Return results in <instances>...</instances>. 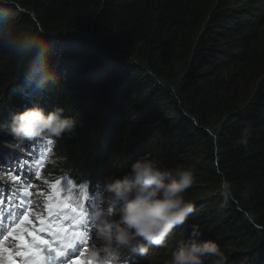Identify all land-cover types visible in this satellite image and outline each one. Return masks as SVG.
Returning <instances> with one entry per match:
<instances>
[{
	"label": "trees",
	"instance_id": "16d2710c",
	"mask_svg": "<svg viewBox=\"0 0 264 264\" xmlns=\"http://www.w3.org/2000/svg\"><path fill=\"white\" fill-rule=\"evenodd\" d=\"M235 1L243 4L0 3V140H12L10 115L37 102L62 106L77 121L53 143L65 171L78 167L99 183L144 152L193 167L185 194L193 213L139 264H166L191 224L217 241L228 264H264V0ZM31 38L29 54L14 51ZM244 129L248 143L238 144ZM222 175L234 185L227 207Z\"/></svg>",
	"mask_w": 264,
	"mask_h": 264
},
{
	"label": "clouds",
	"instance_id": "9594fccd",
	"mask_svg": "<svg viewBox=\"0 0 264 264\" xmlns=\"http://www.w3.org/2000/svg\"><path fill=\"white\" fill-rule=\"evenodd\" d=\"M8 0H0L7 3ZM37 39L17 41L14 51L27 55ZM77 128V121L62 106L47 109L37 102L13 112L6 125L8 135L18 144L44 138L56 140ZM213 139L218 137L212 134ZM244 129L238 144L248 143ZM53 162V161H49ZM195 183L191 165L169 167L150 152L138 155L120 175L108 176L102 184L100 206L91 213L93 261L120 264L127 253L144 255L149 247H163L174 230L183 226L194 211V203L185 198ZM221 207L234 199V185L226 175L219 182ZM186 239L177 241L166 264H228L225 252L214 239H202L199 225L191 224Z\"/></svg>",
	"mask_w": 264,
	"mask_h": 264
},
{
	"label": "snow or ice",
	"instance_id": "6c2138e0",
	"mask_svg": "<svg viewBox=\"0 0 264 264\" xmlns=\"http://www.w3.org/2000/svg\"><path fill=\"white\" fill-rule=\"evenodd\" d=\"M54 141L47 140L48 145H52ZM46 151H51L50 148ZM37 179L40 178L39 166L35 171ZM13 180H18L20 177L12 175ZM60 182L56 181L53 188H56ZM72 184V181H69ZM29 185L24 184V195H28ZM76 187V185H73ZM89 183H82L79 185L80 200L87 201L89 197ZM59 189L53 193L48 199L51 203L45 204V211L48 218H41V214H36L35 219L39 220V227L33 223L30 219L31 212L26 210L18 220L13 219L12 224L9 226L10 230L2 239H0V252H3L5 256L12 251L10 248H6L4 242L13 237L18 240L14 255L28 257L25 264H50L51 260H56L64 257V264H76V261L72 259V255H83L84 251H87V246L92 240V235L87 222V208L83 203L77 202L76 204L69 203L68 200L59 199ZM5 203L4 200H0V206ZM71 213L69 215L68 213ZM4 218V213L0 211V220ZM64 221H69L65 225ZM41 232H46L51 240L45 239L40 235ZM55 243L56 247L52 244ZM79 246V249L78 247ZM83 249V251H80ZM47 250V256H41V253ZM4 264H13V257L7 256ZM87 264H105L104 261H93L92 259Z\"/></svg>",
	"mask_w": 264,
	"mask_h": 264
},
{
	"label": "rangeland",
	"instance_id": "374dc122",
	"mask_svg": "<svg viewBox=\"0 0 264 264\" xmlns=\"http://www.w3.org/2000/svg\"><path fill=\"white\" fill-rule=\"evenodd\" d=\"M259 2H260V1H257V2H255V3H246V4H248L249 6H253V5L259 4ZM223 3H224L225 5H226V4H231L232 6H233V5H234V6H237V5H242V4H243L242 2L235 1V0H223ZM10 117H11V115H10ZM10 117L8 118V121H10ZM2 149H6V147L3 146V145H0V150H2ZM65 177H66V176H63V177H62V180H61V183H62V185H64V186L67 184V181H66ZM103 182H104V181H103ZM68 187H70V186H68ZM133 254H134V256L136 257V253H133ZM155 257H156L155 255L151 254V255H150V260H151V259H154ZM134 264H138V261L135 260Z\"/></svg>",
	"mask_w": 264,
	"mask_h": 264
},
{
	"label": "bare ground",
	"instance_id": "6f19581e",
	"mask_svg": "<svg viewBox=\"0 0 264 264\" xmlns=\"http://www.w3.org/2000/svg\"><path fill=\"white\" fill-rule=\"evenodd\" d=\"M3 174H4V175H3V177L1 178L2 180L6 177V175H5L6 173H3Z\"/></svg>",
	"mask_w": 264,
	"mask_h": 264
},
{
	"label": "water",
	"instance_id": "95a60500",
	"mask_svg": "<svg viewBox=\"0 0 264 264\" xmlns=\"http://www.w3.org/2000/svg\"><path fill=\"white\" fill-rule=\"evenodd\" d=\"M43 35V33H41ZM43 36H46V35H43Z\"/></svg>",
	"mask_w": 264,
	"mask_h": 264
}]
</instances>
